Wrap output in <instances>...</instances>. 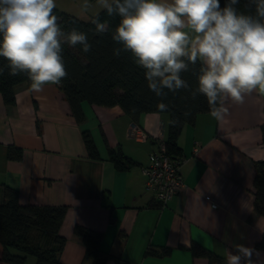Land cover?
<instances>
[{
  "label": "crops",
  "instance_id": "0c3cea01",
  "mask_svg": "<svg viewBox=\"0 0 264 264\" xmlns=\"http://www.w3.org/2000/svg\"><path fill=\"white\" fill-rule=\"evenodd\" d=\"M30 84L15 86L13 105L0 94V203L12 188L22 204L65 207L59 264H91L77 225L101 233V249L113 256L106 264H208L193 255V242L227 260L243 245L254 250L253 264H264V249L255 246L264 215L254 204L255 162L264 160V95L226 101L223 121L203 112L182 126L176 145L185 158V186L160 205L145 188L142 168L167 136L168 112L141 113L136 123L146 136L138 139L119 105L84 103L85 120L78 123L60 85L35 92ZM85 131L97 157L88 154ZM12 148L19 158L9 156ZM112 148L123 154L125 168L110 158ZM41 245L54 247V234L45 233ZM2 256L0 242V264H9ZM26 264L36 258L27 255Z\"/></svg>",
  "mask_w": 264,
  "mask_h": 264
},
{
  "label": "clouds",
  "instance_id": "9594fccd",
  "mask_svg": "<svg viewBox=\"0 0 264 264\" xmlns=\"http://www.w3.org/2000/svg\"><path fill=\"white\" fill-rule=\"evenodd\" d=\"M108 16L120 17L111 39L119 45L117 57L130 53L144 70L147 86L160 98L157 109L169 110L168 93L183 89L192 98L203 95L210 115L223 121L225 102L243 104L254 91L264 95V0H98ZM55 0H0V57L8 74H25L30 87L40 92L46 85H60L68 75L64 45L91 51L87 33L72 27L62 30L53 14ZM87 2L83 10L87 11ZM93 35L110 31L99 16L91 19ZM199 63L197 87L191 89L182 74ZM5 68L0 67V74ZM172 124L178 120L170 121ZM227 264H253V249L235 245Z\"/></svg>",
  "mask_w": 264,
  "mask_h": 264
},
{
  "label": "trees",
  "instance_id": "16d2710c",
  "mask_svg": "<svg viewBox=\"0 0 264 264\" xmlns=\"http://www.w3.org/2000/svg\"><path fill=\"white\" fill-rule=\"evenodd\" d=\"M221 7L225 0H220ZM248 0H240L237 5L242 12H253V7H246ZM53 14L59 17L58 23L62 30L68 31L77 27L80 31L87 33L89 42L93 47L90 52L84 53L80 46L76 48L64 45L65 67L68 73L63 79L60 88L67 99L72 114L78 123L85 120L83 104L115 106L119 105L133 122L143 112L157 111V103L160 98L156 97L147 86L144 70L138 67L130 53H121L119 57L113 54V49L119 47L111 36L119 24L120 17L108 16L105 9L93 15L85 21L70 15L57 8ZM99 16L101 22H108L110 31L103 35H93L94 25L91 19ZM7 61L0 57V67H4L0 74V94L5 104H15V86L28 81L25 74L11 76L5 67ZM199 63L191 66L189 72L182 74L191 89L197 87L196 76L199 72ZM169 104L168 133L164 137V143L169 155L182 157L176 145V138L182 126L193 123L198 113L210 112L203 95L192 98L189 91L179 90L177 93H168L165 100ZM178 120L172 124L170 121ZM88 154L97 157L98 152L91 135L83 133ZM110 158L120 168L126 167L123 154L119 150H109ZM11 158H19L20 150L11 149ZM255 208L264 215V160L256 161ZM65 207L55 205L22 204L19 192L16 189L5 188L3 201L0 203V242L3 245V259L9 264H26L27 255L36 258V264H59L60 253L66 242V238L59 233L61 223L64 219ZM75 232L81 237L85 245V260L91 264H106L107 260L113 258L112 254L100 247L101 233L93 231L84 226L77 225ZM45 233H52L55 237V246L45 248L41 245V238ZM255 246L264 249V234L256 241ZM194 256L203 257L208 264H227V259L214 251L202 246L197 242L191 245Z\"/></svg>",
  "mask_w": 264,
  "mask_h": 264
},
{
  "label": "built area",
  "instance_id": "2783aa9c",
  "mask_svg": "<svg viewBox=\"0 0 264 264\" xmlns=\"http://www.w3.org/2000/svg\"><path fill=\"white\" fill-rule=\"evenodd\" d=\"M130 130L138 139L146 136L136 122H132ZM148 157L147 165L142 168L146 177L145 188L153 193L160 205H166L185 186L182 172L185 158L169 155L163 138L159 140L157 149L151 151Z\"/></svg>",
  "mask_w": 264,
  "mask_h": 264
},
{
  "label": "rangeland",
  "instance_id": "374dc122",
  "mask_svg": "<svg viewBox=\"0 0 264 264\" xmlns=\"http://www.w3.org/2000/svg\"><path fill=\"white\" fill-rule=\"evenodd\" d=\"M87 2V11L83 10V5ZM56 8L82 20H89L93 15L103 8L98 0H55Z\"/></svg>",
  "mask_w": 264,
  "mask_h": 264
}]
</instances>
